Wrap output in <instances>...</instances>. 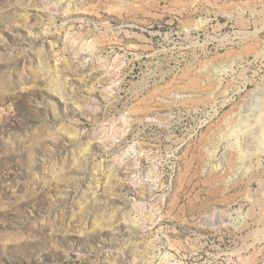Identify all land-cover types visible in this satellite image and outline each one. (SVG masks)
<instances>
[{
    "label": "rangeland",
    "instance_id": "rangeland-1",
    "mask_svg": "<svg viewBox=\"0 0 264 264\" xmlns=\"http://www.w3.org/2000/svg\"><path fill=\"white\" fill-rule=\"evenodd\" d=\"M0 264H264V0H0Z\"/></svg>",
    "mask_w": 264,
    "mask_h": 264
}]
</instances>
